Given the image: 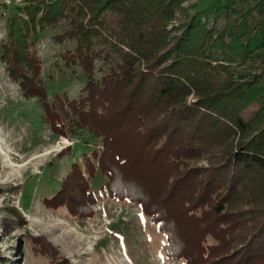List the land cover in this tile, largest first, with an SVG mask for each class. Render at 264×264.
Instances as JSON below:
<instances>
[{"label": "trees", "instance_id": "obj_1", "mask_svg": "<svg viewBox=\"0 0 264 264\" xmlns=\"http://www.w3.org/2000/svg\"><path fill=\"white\" fill-rule=\"evenodd\" d=\"M5 20L10 81L52 132L101 146L43 195L47 209L93 218L98 170L164 236L166 258L264 264V0H19ZM55 28L54 43H73L63 64L85 77L75 98L49 97L41 76L37 36ZM32 243L54 260L43 237Z\"/></svg>", "mask_w": 264, "mask_h": 264}, {"label": "rangeland", "instance_id": "obj_2", "mask_svg": "<svg viewBox=\"0 0 264 264\" xmlns=\"http://www.w3.org/2000/svg\"><path fill=\"white\" fill-rule=\"evenodd\" d=\"M15 3L0 4V40L5 35L6 14ZM115 20L108 13L99 25L110 30ZM60 31L46 29L37 36L41 76L49 97L66 92L75 98L85 77L79 68L63 64L60 54L73 43H54L52 36ZM256 109L252 105L243 116L248 119ZM41 115L37 101L23 97L0 62V264H184L165 257L164 236L138 207L103 190L105 176L98 170L88 177L97 199L93 218L79 222L42 204L43 195L59 186L72 162L81 164L85 155L100 151L101 146L83 131L68 136L52 132ZM122 183L134 189L138 185L129 174ZM34 237H43L53 252L56 249L54 260L36 253Z\"/></svg>", "mask_w": 264, "mask_h": 264}, {"label": "built area", "instance_id": "obj_3", "mask_svg": "<svg viewBox=\"0 0 264 264\" xmlns=\"http://www.w3.org/2000/svg\"><path fill=\"white\" fill-rule=\"evenodd\" d=\"M19 1V0H16V2ZM12 2V0H0V4H3V5H9L10 3Z\"/></svg>", "mask_w": 264, "mask_h": 264}]
</instances>
